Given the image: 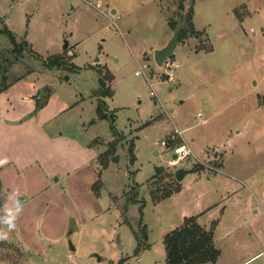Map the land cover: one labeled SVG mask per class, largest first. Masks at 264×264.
Segmentation results:
<instances>
[{
	"label": "rangeland",
	"instance_id": "1",
	"mask_svg": "<svg viewBox=\"0 0 264 264\" xmlns=\"http://www.w3.org/2000/svg\"><path fill=\"white\" fill-rule=\"evenodd\" d=\"M177 4L0 0V90L13 93V85L31 83L40 108L49 96L71 107L44 127L48 136L66 140L52 149L37 146L40 154L53 152L52 166L19 170V161H9L0 171V264H166L164 237L208 202L218 206L210 220L200 218L204 230L220 219L224 205V226L245 223L233 230L235 244L219 231L214 264H238V256L262 252L264 0H194V34L178 39L171 61L179 67L166 81L169 70L154 63L153 53L172 35L168 19L183 15L190 3L181 12ZM65 53L71 69L44 67L50 56ZM100 72L112 77V93L102 100L119 140L109 120L96 116ZM71 136L80 146L89 143L95 162L61 163ZM114 142V155L101 165L99 155ZM183 146L192 155L170 165ZM157 168L174 177L180 168L192 172L180 183L165 177L179 191L154 202L149 179ZM221 170L235 180L229 181L234 192L226 193ZM98 180L102 188L95 194ZM251 218L252 233L246 230Z\"/></svg>",
	"mask_w": 264,
	"mask_h": 264
},
{
	"label": "crops",
	"instance_id": "2",
	"mask_svg": "<svg viewBox=\"0 0 264 264\" xmlns=\"http://www.w3.org/2000/svg\"><path fill=\"white\" fill-rule=\"evenodd\" d=\"M167 38L169 40L170 35H168ZM11 89H15L17 91H14L13 93L8 90L0 92V165L2 164L0 171L4 170V167L7 165L6 163L9 161L16 163L19 161V165H21L18 167L19 170H23L25 167L31 168L36 164L39 167L41 165L42 168L43 166L45 168V165L49 164V166H52L51 163H53L52 161L54 157L53 152H47L43 150V152L40 154V152L37 151V146L41 149V145L44 144L52 149L54 145L56 147L58 146L56 144L57 141L66 140L65 137H62V135H60L59 138L48 136L47 133L44 132V127L50 125L52 120L58 117L59 114H66L70 112L71 107L69 108L66 105L61 103L59 104L56 97L49 96L44 107L33 113L36 105L35 100L37 99L35 92L38 91V87L31 83H19L13 85ZM38 98H40V96H38ZM57 104H59V106H57L58 109L55 108ZM74 138V136H71L72 140L65 142V154H67V157L62 159L61 163H65L67 165L74 164L75 166L82 167L90 162H95L94 159L96 153L94 152V149L93 151L89 150L87 146L89 143H84L82 146H80L75 142L76 140ZM49 166L46 167V170L49 171V176L53 177L55 174L54 168L52 171V168ZM219 173L227 179L225 182L226 193L234 192L233 184L229 181L234 182L235 180L227 175L226 172H223V170H221ZM12 174L14 177H17V174ZM253 185L254 183H252L250 186ZM247 189L250 190L249 188ZM262 195V200H264V190ZM235 196L236 194L228 195L227 197L224 196V198L222 197V201L230 202ZM217 206L218 205L216 203L212 204L209 202L204 207L196 205L195 213L197 215V224L200 223L199 220L203 216H207V219L210 220L213 215V212L211 211L213 208H217ZM225 211L226 206L224 205L220 213V219H218L217 226L213 232V242L215 247L217 246L216 237L219 236L218 233L221 229L223 230L222 238L230 239V241L235 244L236 240L232 234L233 230H235L234 228H236V225L239 226L240 223L245 225V223H243L241 220L235 219L232 220L228 226H224L223 221ZM256 212L257 211H254L255 214ZM253 220L254 218L249 219V224L246 227V230L251 233ZM262 252H264V248L262 249ZM262 252L255 255L251 252H248L245 257L238 256V261L237 258L236 261L238 264H246L256 258L262 257L264 259Z\"/></svg>",
	"mask_w": 264,
	"mask_h": 264
},
{
	"label": "trees",
	"instance_id": "3",
	"mask_svg": "<svg viewBox=\"0 0 264 264\" xmlns=\"http://www.w3.org/2000/svg\"><path fill=\"white\" fill-rule=\"evenodd\" d=\"M187 0H177V10L179 12L184 11V3ZM194 0H189L188 8L185 10V13L179 15L177 19L170 18L168 19V28L173 32L176 27L180 24H184L185 28L180 33V36L183 34L193 35L192 22H191V12ZM178 38V39H179ZM44 67L47 70H60V69H71L69 64V59L65 54H58L50 56L44 63ZM112 77L107 72H100L99 84L96 91L93 92V97L96 98V116L100 119H107L110 122V130L112 136L117 140L120 139V135L117 134L113 126V118L110 114H106V107L103 102V98L111 95V90L108 86V83L111 81ZM6 87L1 88L0 92L5 91ZM264 104V98L262 99ZM41 107L40 100H36L35 110L38 111ZM116 142V141H115ZM114 144H110L106 152L99 155L100 164L103 166L107 165L110 157L114 155ZM171 141H168L167 145H170ZM129 153V162L133 159L130 149ZM193 171H197L196 168ZM165 177H168L174 181L175 177L172 173H166L165 169L157 168L156 174L149 179L150 184L154 187L151 190L150 195L154 202L161 201L172 195L174 192L179 191V186L177 185L174 188H170L168 183H164ZM102 188V183L98 180L92 185V190L95 194H98ZM197 216L185 217L183 219L182 226L171 231L163 239V246L165 251L166 264H214L217 261L219 256V250L216 249L213 242V232L217 226V221H212L208 230L201 228L197 222Z\"/></svg>",
	"mask_w": 264,
	"mask_h": 264
},
{
	"label": "water",
	"instance_id": "4",
	"mask_svg": "<svg viewBox=\"0 0 264 264\" xmlns=\"http://www.w3.org/2000/svg\"><path fill=\"white\" fill-rule=\"evenodd\" d=\"M185 25L184 24H180L176 27V29L172 32V35L170 37V39L168 40V42L160 49H156L153 53V59H154V63L158 66L161 67L164 64H166L168 62V60H170L173 56V51L174 49L177 47V41L179 38L180 33L184 30ZM216 155V153H215ZM175 157V155L173 156V158ZM117 158L116 156H114L111 159V162H116ZM192 170H186V169H178L175 172V180L176 182L180 183L184 177L191 173Z\"/></svg>",
	"mask_w": 264,
	"mask_h": 264
},
{
	"label": "built area",
	"instance_id": "5",
	"mask_svg": "<svg viewBox=\"0 0 264 264\" xmlns=\"http://www.w3.org/2000/svg\"><path fill=\"white\" fill-rule=\"evenodd\" d=\"M166 71L169 70V75L166 78V81H172V70H175L179 67V65L175 62H172L171 59L168 60V62L166 64H164ZM148 85L149 87H152L151 83L148 81ZM151 95H154L153 92H151ZM178 135L180 136V133H178ZM192 153L190 151L189 148L187 147H180L179 149L176 150L175 152V157L169 162L170 165H177V163H179V161L183 160L186 157L191 156ZM262 256L264 257V252H262Z\"/></svg>",
	"mask_w": 264,
	"mask_h": 264
},
{
	"label": "clouds",
	"instance_id": "6",
	"mask_svg": "<svg viewBox=\"0 0 264 264\" xmlns=\"http://www.w3.org/2000/svg\"><path fill=\"white\" fill-rule=\"evenodd\" d=\"M4 226L8 227V228H11L13 225L11 223H6Z\"/></svg>",
	"mask_w": 264,
	"mask_h": 264
}]
</instances>
